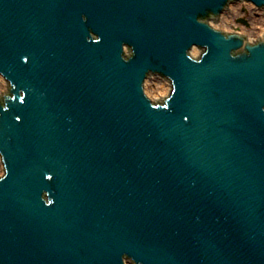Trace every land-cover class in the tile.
Masks as SVG:
<instances>
[{
    "label": "water",
    "instance_id": "water-1",
    "mask_svg": "<svg viewBox=\"0 0 264 264\" xmlns=\"http://www.w3.org/2000/svg\"><path fill=\"white\" fill-rule=\"evenodd\" d=\"M238 2L0 0V264H264V32L210 22Z\"/></svg>",
    "mask_w": 264,
    "mask_h": 264
},
{
    "label": "rangeland",
    "instance_id": "rangeland-1",
    "mask_svg": "<svg viewBox=\"0 0 264 264\" xmlns=\"http://www.w3.org/2000/svg\"><path fill=\"white\" fill-rule=\"evenodd\" d=\"M210 22L213 25L243 30L249 40L254 41L261 33L264 32V10L258 9L251 3L238 2L232 4L218 22ZM199 50L202 51L201 49ZM2 80L5 82L6 86V81L3 77ZM1 85L2 82L0 81V89L2 90L3 88ZM170 87L171 85L168 80L158 76H152L146 82L145 92L152 99H156L166 95V92L168 89L170 90ZM2 168L3 163L0 158V173ZM127 264L133 263L127 262Z\"/></svg>",
    "mask_w": 264,
    "mask_h": 264
},
{
    "label": "bare ground",
    "instance_id": "bare-ground-1",
    "mask_svg": "<svg viewBox=\"0 0 264 264\" xmlns=\"http://www.w3.org/2000/svg\"><path fill=\"white\" fill-rule=\"evenodd\" d=\"M191 52H192V55L198 56L201 51L197 47H195V48H193V50ZM0 81L2 82V85H1L2 88L6 87L5 82L2 80V76H0ZM168 92H169V89L167 90L166 93L168 94Z\"/></svg>",
    "mask_w": 264,
    "mask_h": 264
}]
</instances>
